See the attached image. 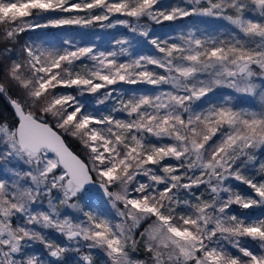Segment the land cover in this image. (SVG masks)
Masks as SVG:
<instances>
[{"label":"snow or ice","instance_id":"snow-or-ice-1","mask_svg":"<svg viewBox=\"0 0 264 264\" xmlns=\"http://www.w3.org/2000/svg\"><path fill=\"white\" fill-rule=\"evenodd\" d=\"M0 96V264H264V0H0Z\"/></svg>","mask_w":264,"mask_h":264},{"label":"trees","instance_id":"trees-1","mask_svg":"<svg viewBox=\"0 0 264 264\" xmlns=\"http://www.w3.org/2000/svg\"><path fill=\"white\" fill-rule=\"evenodd\" d=\"M164 2L165 3L174 2V0H164ZM193 19H195V18H189V21H191ZM177 23L184 24L185 22L184 21H178ZM64 30L70 32V31H72V28L71 29H47V30H44V31H46L48 33H57V32H64ZM124 32H125V30L124 29H120V28H117V29H103V30L99 28V29H96V31H92L93 36H89V35H92V34L85 35L83 37V39L84 38H88L89 41H92V38H93L94 41H92V42H95L96 44L104 46L108 42H110L114 37L118 38ZM136 87H142V86H136ZM13 95H15V93H13ZM0 113H3L8 118H11V115H12V110L9 107V102L4 96H0ZM68 142L74 148V150H78L79 146L77 144H75L74 141H72L69 138ZM237 186L240 189V191L246 193V188L243 185H237ZM235 210L237 212L241 211L239 209H235ZM249 211L251 212L252 215L255 213L254 210H249ZM258 212H260L261 214L264 215V210L258 209ZM37 247H39V246H37ZM70 264H71V262H70Z\"/></svg>","mask_w":264,"mask_h":264},{"label":"rangeland","instance_id":"rangeland-1","mask_svg":"<svg viewBox=\"0 0 264 264\" xmlns=\"http://www.w3.org/2000/svg\"><path fill=\"white\" fill-rule=\"evenodd\" d=\"M96 29H99V27H97V28H95V29H78V28H72V31H70V32H72V33H74V34H77V39H80L81 37H80V35L79 34H81V33H87V35H89V34H92V31H96ZM121 29V28H120ZM65 31V30H64ZM87 31V32H86ZM89 36H93V34L92 35H89ZM84 40L85 41H89L88 40V38H84ZM92 41H94L93 40V38H92ZM248 190L246 189V192H247ZM254 214H253V216H257V215H263V214H261L260 212H258V209H255L254 210Z\"/></svg>","mask_w":264,"mask_h":264}]
</instances>
